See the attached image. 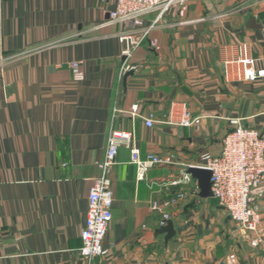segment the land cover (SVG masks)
<instances>
[{"label":"crops","instance_id":"obj_1","mask_svg":"<svg viewBox=\"0 0 264 264\" xmlns=\"http://www.w3.org/2000/svg\"><path fill=\"white\" fill-rule=\"evenodd\" d=\"M115 2L0 0V264H80L89 190L114 130L133 133L143 157L174 164L140 180L130 148H119L111 252L96 264H264V244L252 247L212 196L201 197L198 179L173 184L222 149L233 121L264 134V77L227 79L223 65L244 42L264 68V0H189L129 58L124 25L109 23ZM74 61L84 62L79 77ZM174 102L204 115L202 124L160 122ZM179 191L184 198L166 206ZM255 204L264 231V193ZM164 213L176 229L168 243L156 235Z\"/></svg>","mask_w":264,"mask_h":264},{"label":"built area","instance_id":"obj_2","mask_svg":"<svg viewBox=\"0 0 264 264\" xmlns=\"http://www.w3.org/2000/svg\"><path fill=\"white\" fill-rule=\"evenodd\" d=\"M188 2L189 0H116L115 8L109 12V23L124 25L123 31L119 34L121 56L129 58L150 38L166 13L175 8H184ZM154 11H158L157 18L151 25L145 26L144 17ZM152 44L156 46L157 41ZM250 50L247 43L236 44L235 53L223 61L227 79L256 81L264 77L260 59ZM83 65V61L71 63L74 75L81 76ZM134 110H137V106ZM204 118V115L193 114L185 103L174 102L169 112L159 121L168 125L195 127L200 126ZM155 122L157 119L154 113L145 118V123L149 127L154 126ZM233 123L235 128L224 137L222 149L218 153L204 152L200 163L191 167L212 172L211 196L225 210L234 227L248 237L250 245L260 247L264 244V231L255 200L264 193V134L241 124L238 120ZM122 145L130 148V162L137 167L140 180L144 179L154 166L174 164V159L170 155L151 153L143 157L134 141L133 133L123 130L112 131L108 138L105 158L99 164L100 173L93 178L88 194L87 220L81 232L80 264H96L97 260L102 261L110 255V248L104 243L113 220L115 202L110 174L117 164L118 150ZM192 180V175L186 173L183 179H175L173 184L189 183ZM184 196L185 192L179 191L165 205L174 204ZM152 209L163 211V205L153 201ZM164 218L167 220L170 215L164 213ZM230 258L232 262L236 261L235 255H231Z\"/></svg>","mask_w":264,"mask_h":264},{"label":"water","instance_id":"obj_3","mask_svg":"<svg viewBox=\"0 0 264 264\" xmlns=\"http://www.w3.org/2000/svg\"><path fill=\"white\" fill-rule=\"evenodd\" d=\"M133 71H129L125 75V79L132 75ZM188 172L196 179H198L200 196L203 198L210 197L211 194V176L212 172L208 169L190 167ZM165 234V241L168 243L176 235V229L172 220H165L164 224L156 230V235Z\"/></svg>","mask_w":264,"mask_h":264}]
</instances>
